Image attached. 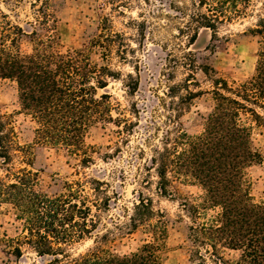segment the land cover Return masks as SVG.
Wrapping results in <instances>:
<instances>
[{
	"label": "trees",
	"instance_id": "16d2710c",
	"mask_svg": "<svg viewBox=\"0 0 264 264\" xmlns=\"http://www.w3.org/2000/svg\"><path fill=\"white\" fill-rule=\"evenodd\" d=\"M197 1V6L206 11L191 15L182 33L201 27L216 34L218 25L245 15L251 7V0ZM258 26L249 29L252 36L260 38L255 70L249 79L229 83L216 77L214 69L200 68L213 88L209 92L213 106L203 118L200 134L189 135L178 120L185 104L203 93L190 91L189 79L184 85L169 87L166 95L171 99L177 97L178 89L186 94L178 95L181 106L174 108V102L170 104L169 108L175 112L169 117L172 127L165 131L162 147L155 148L148 160L150 170L155 171L160 196H173L172 178L196 183L204 191L203 202L186 200L182 204L190 223L186 236L190 258L200 264H205L206 260L226 264L222 257L225 250L239 253L238 264H264V204L252 201L246 180V170L261 161L254 137L264 135L262 19ZM0 29V79L16 84L21 109L36 124L39 143L79 156L81 165L87 168L93 161L90 147L84 142L90 127L108 122L122 123L124 128L133 125L125 118H113L111 111L115 107L110 96L98 95V90L107 87L108 80L119 79L118 72L94 62L90 54L93 48H99L105 56L116 42L122 53L124 42L120 35L100 32L86 47L61 50L55 36L47 35L43 39L36 31L26 34L10 24ZM26 36L33 38L31 53L22 52L18 45ZM187 58L192 61L190 53H184L180 60L184 61L182 65ZM188 66L191 72L197 69L192 62ZM135 91V86L129 87L131 95ZM30 156L29 147L16 142V133L9 121L0 117V165L6 171L5 178L10 179L0 177V206L11 207L23 230L21 239L11 240L8 245L15 258L22 257L23 244L41 257H52L49 264H160L158 250L167 230V220L161 211L154 210L152 200L142 195L137 197L138 202L128 214L129 224L125 229L140 228L150 240H145L129 254L115 255L104 248L103 242L108 241V236L103 235L100 244L94 240V249L71 257L66 247L90 237L98 227L99 213L109 209L108 185L84 176L64 182L59 194H44L34 188L37 181L34 173L24 168L16 172L10 170L14 157L30 164ZM209 211L213 215H208ZM116 228L124 229L118 225Z\"/></svg>",
	"mask_w": 264,
	"mask_h": 264
},
{
	"label": "rangeland",
	"instance_id": "374dc122",
	"mask_svg": "<svg viewBox=\"0 0 264 264\" xmlns=\"http://www.w3.org/2000/svg\"><path fill=\"white\" fill-rule=\"evenodd\" d=\"M197 4V0H0V26H18L26 34L36 31L43 39L47 35L55 36L61 50L86 47L100 32L108 36L118 34L124 42L122 53L116 42L105 56L99 48H93L90 54L94 62L118 72L119 79L108 80L107 87L98 90V95L110 96L115 107L111 111L113 118H125L133 125L124 128L122 123L108 122L90 127L84 142L90 147L93 161L87 168L81 165L79 156L36 140V124L22 111L16 84L0 79V117L14 128L16 142L31 150L30 164L14 157L10 165L12 172L21 168L31 171L37 179L35 190L47 195L61 193L64 182L84 176L108 185L109 209L99 213L98 227L90 237L66 247L71 257L94 249V240L100 244L103 235L108 236L104 248L115 255L129 254L150 240L140 228L125 229L129 224L127 216L138 202L137 197L142 195L150 198L154 210L161 211L167 220L158 250L159 263L200 264L190 258L186 238L190 223L182 204L186 200L203 202L204 191L196 183L172 178L173 196H160L157 177L150 170L148 160L155 148L162 147L163 135L172 127L169 117L175 112L169 108L170 104L174 102V108L181 106L178 95L186 94L178 89L177 97L169 98L166 93L171 85H184L189 79L188 89L203 93L185 104L178 120L189 135H198L202 132L203 118L213 106L209 93L213 89L211 81L200 68L214 69L216 77L229 83H241L253 75L260 38L252 36L249 29L259 27L261 19L264 26V0H251L245 15L218 25L216 34L201 27L182 33L191 15L206 11ZM32 40L30 36L22 37L18 43L20 50L31 53ZM184 53H190L192 61L187 58L182 65ZM191 62L197 67L193 72L188 66ZM189 74L192 77H187ZM134 86L136 91L131 95L129 87ZM254 138L261 161L246 170V180L252 201L264 204V135ZM5 175L0 165V177ZM208 215L213 212L209 211ZM116 225L124 229L118 231ZM22 233L21 223L16 221L11 207L1 205L0 264H49L52 257H41L23 244L22 257L13 256L8 245L11 240L21 239ZM222 257L226 264H238V252L225 250ZM205 264L213 263L206 260Z\"/></svg>",
	"mask_w": 264,
	"mask_h": 264
}]
</instances>
